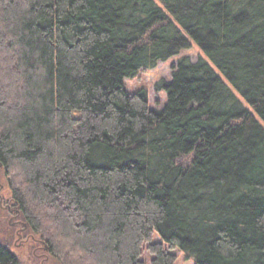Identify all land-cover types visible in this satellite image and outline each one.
Instances as JSON below:
<instances>
[{
  "label": "trees",
  "instance_id": "1",
  "mask_svg": "<svg viewBox=\"0 0 264 264\" xmlns=\"http://www.w3.org/2000/svg\"><path fill=\"white\" fill-rule=\"evenodd\" d=\"M0 171L60 264H264V0H0Z\"/></svg>",
  "mask_w": 264,
  "mask_h": 264
},
{
  "label": "rangeland",
  "instance_id": "2",
  "mask_svg": "<svg viewBox=\"0 0 264 264\" xmlns=\"http://www.w3.org/2000/svg\"><path fill=\"white\" fill-rule=\"evenodd\" d=\"M201 56H204L202 51L193 43L191 49L182 51L178 56L172 57L166 62H160L155 68L143 69L138 73L137 77L126 79L127 88L131 92L139 89L146 90L150 107L160 110L166 105L167 100L165 92L157 90V83L161 80L171 79L173 66L181 58L188 57L192 61H197ZM3 179L2 171H0V244L8 246L18 256L20 264H60L57 258L49 254L48 245L40 244L32 237L24 238V227L15 222L16 219H14L10 214L9 208H7L6 203L10 200L11 194ZM17 228L21 230V237L17 233ZM175 253L178 255L175 264H193V261L185 260L180 252ZM144 259L150 261L151 256L145 252Z\"/></svg>",
  "mask_w": 264,
  "mask_h": 264
},
{
  "label": "flooded vegetation",
  "instance_id": "3",
  "mask_svg": "<svg viewBox=\"0 0 264 264\" xmlns=\"http://www.w3.org/2000/svg\"><path fill=\"white\" fill-rule=\"evenodd\" d=\"M16 224H17V223H16ZM18 225H19V224H18ZM16 230H17L18 235L21 237V236H22V235H20V231H21V230L18 229V228H17ZM38 248H39V247H38Z\"/></svg>",
  "mask_w": 264,
  "mask_h": 264
}]
</instances>
